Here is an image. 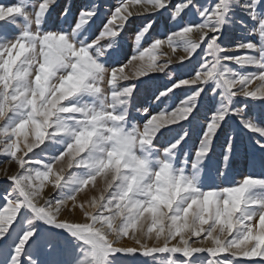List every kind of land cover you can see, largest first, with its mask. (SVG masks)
Wrapping results in <instances>:
<instances>
[{
  "label": "snow or ice",
  "instance_id": "6c2138e0",
  "mask_svg": "<svg viewBox=\"0 0 264 264\" xmlns=\"http://www.w3.org/2000/svg\"><path fill=\"white\" fill-rule=\"evenodd\" d=\"M242 146L264 0H0V264H264Z\"/></svg>",
  "mask_w": 264,
  "mask_h": 264
},
{
  "label": "rangeland",
  "instance_id": "374dc122",
  "mask_svg": "<svg viewBox=\"0 0 264 264\" xmlns=\"http://www.w3.org/2000/svg\"><path fill=\"white\" fill-rule=\"evenodd\" d=\"M247 142V138H244V143ZM244 152V148L242 146L241 148V155L240 157H238V159L234 162L233 166H232V175L234 176L235 179H240V175H237V173L240 174H247L248 172H255L257 174L261 173L262 171H264V168H261L260 162H259V157H252V156H248L247 158H245V156L243 155ZM0 167H3V164L0 163ZM14 165L12 166V168L14 169ZM215 181L216 183L220 182V179L213 176L210 178L209 182H213ZM3 185H0V190H2ZM139 264V262H138Z\"/></svg>",
  "mask_w": 264,
  "mask_h": 264
}]
</instances>
